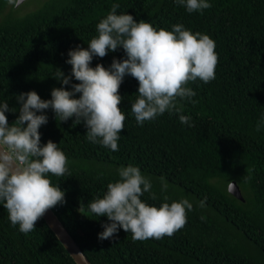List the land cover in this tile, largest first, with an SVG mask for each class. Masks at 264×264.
<instances>
[{
    "label": "trees",
    "instance_id": "1",
    "mask_svg": "<svg viewBox=\"0 0 264 264\" xmlns=\"http://www.w3.org/2000/svg\"><path fill=\"white\" fill-rule=\"evenodd\" d=\"M43 2L34 11L16 15L22 4H11L6 11L8 0H0V103L16 109L5 113L9 126L19 116L20 94L35 91L47 101L54 88L71 91V84L79 83L73 77L62 85L55 79L56 70L71 74L68 52L87 48L114 3L120 5L117 14L127 13L157 30L171 31L172 25L182 24L209 35L218 55L215 79L186 85L196 93L191 98L195 103L181 101L182 114L191 117L187 124L180 123L179 114L167 112L137 124L131 104L139 84L125 76L118 94L126 119L115 152L90 142L83 122H60L51 109L43 113L48 122L39 129L41 145L56 143L69 162L70 174L48 176L66 201L52 210L89 262L264 264V124L256 131L258 121L264 120V0H208L212 7L202 14L188 13L175 0ZM125 58L123 49L109 51L104 58L94 57L90 67L102 64L108 69L113 59ZM129 164L152 180L153 188L142 202L159 207L167 196L168 203L187 198L193 204L185 227L159 240H133L122 228L113 238H98L102 225L111 221L91 213L87 205L103 198L107 185L119 180L117 169ZM161 176L167 191H161ZM228 181L237 183L243 201L229 194ZM3 203L0 264H75L43 218L33 231L22 233L11 224Z\"/></svg>",
    "mask_w": 264,
    "mask_h": 264
},
{
    "label": "clouds",
    "instance_id": "2",
    "mask_svg": "<svg viewBox=\"0 0 264 264\" xmlns=\"http://www.w3.org/2000/svg\"><path fill=\"white\" fill-rule=\"evenodd\" d=\"M20 2L8 0L12 5ZM175 2L188 13L202 14L212 7L208 0ZM119 7V3L112 4L110 12L97 24V35L87 48L77 46L68 52L66 63L71 65V74L64 76L56 70L55 79L62 85H69L73 77L79 82L71 84V91L63 86L54 88L47 101L35 91L20 94L16 99L22 106L12 126L5 113L16 109H10L8 102L0 103V201L4 202L11 224L18 225L22 233L33 231L49 209L66 202L65 193L48 178L49 174L61 177L69 173V162L56 143L49 140L41 145L39 129L48 122L45 110L51 109L60 122L72 118L74 124L83 122L90 142L115 152L126 119L118 94L125 76L130 75L139 84L131 113L141 126L165 112L179 114L180 123L187 124L191 117L182 114L181 101L195 103L191 98L196 93L186 85L197 79L205 84L215 79L218 55L209 35L193 33L182 24L172 25L171 31L157 30L151 23L137 22L132 15L117 14ZM118 49L125 53L122 61L113 59L108 69L102 64L90 67L94 57L104 58L109 51ZM77 94L79 98H75ZM261 124L264 120L258 121L256 131H260ZM117 174L119 180L107 185L103 198L87 205L91 213L111 221L102 225L100 240L113 238L121 228L131 233L133 240H159L185 227L187 213L193 210L187 198L168 203L169 198L164 196L165 202L159 207L149 206L141 197L153 188L151 178L131 164L118 168ZM159 182L161 191H167L169 185L163 176ZM227 187L229 192L236 190L234 182L228 181ZM150 198L157 197L152 193ZM204 203L200 201L199 206L204 207Z\"/></svg>",
    "mask_w": 264,
    "mask_h": 264
},
{
    "label": "water",
    "instance_id": "3",
    "mask_svg": "<svg viewBox=\"0 0 264 264\" xmlns=\"http://www.w3.org/2000/svg\"><path fill=\"white\" fill-rule=\"evenodd\" d=\"M26 0H21L19 3L22 4ZM16 5V6H19ZM236 185V190L234 192H229L230 195L237 198L238 200L243 201V197L241 194V191L239 189V186L235 181H232ZM228 190V187H227ZM49 227V229L54 233L56 238L59 240V242L62 244L64 249L68 252L70 257L73 259L75 264H91L89 260L86 258L80 247L77 245V243L74 241V239L71 237V235L68 233L64 225L60 222L58 217L56 216L55 212L52 209H49L45 215L42 217Z\"/></svg>",
    "mask_w": 264,
    "mask_h": 264
},
{
    "label": "rangeland",
    "instance_id": "4",
    "mask_svg": "<svg viewBox=\"0 0 264 264\" xmlns=\"http://www.w3.org/2000/svg\"><path fill=\"white\" fill-rule=\"evenodd\" d=\"M43 1L44 0H26L22 3L20 10L15 14L16 15H18V14L22 15L24 13L27 14L31 11H34L38 7H41L43 5V3H44ZM18 7H20V5ZM18 7L14 8V9H17ZM10 9H11V4L8 3L6 6V11H8Z\"/></svg>",
    "mask_w": 264,
    "mask_h": 264
}]
</instances>
